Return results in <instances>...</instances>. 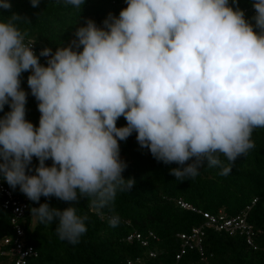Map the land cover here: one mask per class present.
<instances>
[{
    "label": "clouds",
    "instance_id": "1",
    "mask_svg": "<svg viewBox=\"0 0 264 264\" xmlns=\"http://www.w3.org/2000/svg\"><path fill=\"white\" fill-rule=\"evenodd\" d=\"M63 3L80 9L85 0ZM253 6L255 26L237 0H127L103 27L88 19L68 46L39 56L17 23L29 21L17 13L0 20V112L11 109L0 118V177L36 203L87 197L102 216L118 191L135 185L123 176L119 143L133 132L158 161L181 166L170 170L177 180L195 178L205 165L227 175L255 146L253 131L264 128V0ZM11 7L0 0V8ZM27 71L38 127L26 119ZM121 116L127 126L117 127ZM31 213L45 225L58 221L59 238L72 244L87 232L88 217L75 205L43 203Z\"/></svg>",
    "mask_w": 264,
    "mask_h": 264
},
{
    "label": "trees",
    "instance_id": "2",
    "mask_svg": "<svg viewBox=\"0 0 264 264\" xmlns=\"http://www.w3.org/2000/svg\"><path fill=\"white\" fill-rule=\"evenodd\" d=\"M10 2V9L0 8V20H6L13 13L19 14L29 21L17 22L27 32L26 39L33 40L40 48L52 49L53 54L57 48L68 46L75 39L77 28L86 25L88 19L103 27V21L110 13L118 17L127 7V0H85L80 9L65 6L63 0H40L38 7H33L31 0ZM254 2L237 0L245 19L253 26ZM229 4L232 5V0ZM40 63L47 66L42 60ZM29 75L30 71L21 74V88L28 94L26 119L38 127L41 113L39 102L32 96L27 83ZM10 110L9 105H5L0 118ZM124 126L127 121L121 116L117 127ZM136 136L137 133L133 132L126 141H119L120 158L127 165L123 176L133 178L135 185L130 191H118L114 203L103 210L102 216L89 207L87 197L65 202L54 196H42L39 203L32 201L23 225L28 242L37 249L38 256L31 258L29 264H127L128 260L137 258L141 264L176 263V254L182 246L178 234L189 232L205 221L202 214L182 208L177 203L180 198L197 209L212 213L223 210L229 216L240 214L251 206L248 220L253 227L257 248L248 245L243 236L207 228L203 254L190 249L179 264H264V128L253 131L255 146L236 160L227 175H220V167L205 165L195 178L183 181L170 174L172 168L180 165L158 161L148 149L140 147ZM221 161L225 166L229 165L223 155ZM46 164L51 166L52 160ZM38 165L39 160L34 157L30 168ZM254 199H257L255 203ZM43 203L60 210L75 205L78 215L88 217L85 222L87 232L78 243L59 238L56 232L58 221L45 225L32 216L31 208ZM113 215L119 217L116 227L109 225V218ZM13 232L10 214L0 213V264L15 262L13 254L3 253L10 250L3 240ZM135 233L141 234L142 238L128 239Z\"/></svg>",
    "mask_w": 264,
    "mask_h": 264
},
{
    "label": "built area",
    "instance_id": "3",
    "mask_svg": "<svg viewBox=\"0 0 264 264\" xmlns=\"http://www.w3.org/2000/svg\"><path fill=\"white\" fill-rule=\"evenodd\" d=\"M30 40V39H26ZM33 41V40H31ZM34 42V41H33ZM34 52L39 56L41 50L35 42L33 45ZM47 57H40L44 63H47ZM29 174H35L30 172ZM257 199H254L255 203ZM32 201L23 194L19 187L15 190L7 185V182L0 177V213L10 214L11 223L13 226V234L11 236L5 237L3 243L10 246L9 251L3 252L11 253L15 256L14 264H29V261L33 257L38 256V251L33 244L28 242L27 232L23 225L24 218L27 215V212L30 210ZM177 203L185 209L196 211L203 215L205 221L194 228L189 232L180 233L178 236L182 239V246L180 251L176 254V263H163V264H179V261L182 257L190 250H198L203 254L204 249V238L206 236V229L213 228L216 231L226 232L229 235H240L245 237V240L248 245L257 248L254 243V231L252 225L248 220V212L251 209V206H248L247 209L240 214L235 216H229L225 211L220 210L218 213H212L209 211H203L197 209L191 203L186 202L182 198L177 200ZM152 234V233H151ZM136 237L141 239L142 236L139 233L131 234L128 236V239ZM146 245L147 242L143 241ZM152 256L155 253H151ZM127 264H141L140 258L130 259Z\"/></svg>",
    "mask_w": 264,
    "mask_h": 264
}]
</instances>
